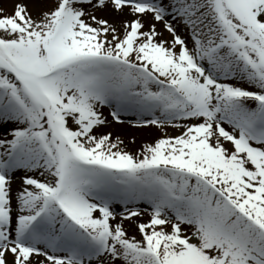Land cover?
<instances>
[{
  "label": "snow or ice",
  "instance_id": "snow-or-ice-1",
  "mask_svg": "<svg viewBox=\"0 0 264 264\" xmlns=\"http://www.w3.org/2000/svg\"><path fill=\"white\" fill-rule=\"evenodd\" d=\"M0 264H264V0L0 7Z\"/></svg>",
  "mask_w": 264,
  "mask_h": 264
},
{
  "label": "bare ground",
  "instance_id": "bare-ground-1",
  "mask_svg": "<svg viewBox=\"0 0 264 264\" xmlns=\"http://www.w3.org/2000/svg\"><path fill=\"white\" fill-rule=\"evenodd\" d=\"M3 2H4V4H3ZM11 2H12V0H4V1H1L0 7H7L8 10L10 11L11 10ZM100 15H104V14L101 13ZM189 46L191 47V42L190 41H189ZM113 126L115 128L110 127L107 130L108 131H112L114 135H116V134H119L120 135L123 132H125L126 130H129V132H133V135H136L137 136L139 134L138 131H140V132H143L142 135H141V137H143V138H149V136L152 134V132L154 130H156L155 128H150V129H147V130H139V129H133V128H130V127H127V126H121V125H115V124H113ZM129 150H131V147L129 148ZM117 210H119V207H118Z\"/></svg>",
  "mask_w": 264,
  "mask_h": 264
},
{
  "label": "rangeland",
  "instance_id": "rangeland-1",
  "mask_svg": "<svg viewBox=\"0 0 264 264\" xmlns=\"http://www.w3.org/2000/svg\"><path fill=\"white\" fill-rule=\"evenodd\" d=\"M1 1H4V0H0V3H1ZM3 4H4V2H3ZM111 127L115 128L113 125ZM168 131L170 133H172V134H177V133L174 132V130L168 129ZM138 133L139 134L136 136V135H133V132H129V130H126L125 132L120 134L122 136V138L125 140V143L128 145V148L131 147L132 151L139 150L140 145H141L142 142H144V141H152V140H154L155 138H157L160 135V133H159V131L157 129L152 132V134L149 136V138L141 137L143 132L138 131ZM133 136L136 137V144L135 145H132L130 143V140H131V138Z\"/></svg>",
  "mask_w": 264,
  "mask_h": 264
}]
</instances>
